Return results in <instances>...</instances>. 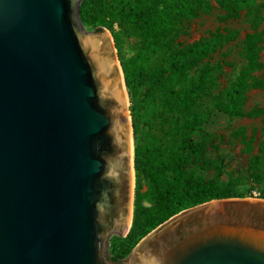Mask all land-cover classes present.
<instances>
[{"label":"water","instance_id":"95a60500","mask_svg":"<svg viewBox=\"0 0 264 264\" xmlns=\"http://www.w3.org/2000/svg\"><path fill=\"white\" fill-rule=\"evenodd\" d=\"M82 2L0 0V264H264V198L248 197L184 209L111 258L133 220L130 107Z\"/></svg>","mask_w":264,"mask_h":264},{"label":"trees","instance_id":"16d2710c","mask_svg":"<svg viewBox=\"0 0 264 264\" xmlns=\"http://www.w3.org/2000/svg\"><path fill=\"white\" fill-rule=\"evenodd\" d=\"M133 0H83L81 18L89 28L100 30L103 16H121L126 11L128 17L138 25L140 41L138 53L131 72L127 63L122 62L127 87L134 82L149 80L147 91L159 92L160 102L171 114L164 119L162 127L165 139L156 142L148 135L146 142L135 145V169L137 176L136 193L141 192V176L149 185L148 199L151 206H144L137 198L133 220L126 236L111 238V258L121 261L137 243L150 231L176 213L189 207L218 198L254 197L251 189L247 193L221 195L214 189V181L208 180L205 170L210 168L208 145L221 136L215 132H204L200 139L195 132L201 131L213 116L212 109L199 108L198 101L209 90L218 86L220 62H204L211 54L239 36L236 28H223L209 36L195 40L188 45L175 43L180 25L211 12L214 2L225 13L221 20L240 17L246 10L252 31L242 41L243 64L238 73L225 87L219 89V99L230 105L227 111L232 117L262 116L264 131V109H246L248 92L264 86V62L261 60V44L264 42V0H152L149 5ZM163 51V57L154 65H149L153 55ZM138 73V75L136 74ZM148 94V93H147ZM143 99L148 104V114L154 115L156 106L148 95ZM153 101V100H152ZM134 119L137 115L131 107ZM134 136L140 134L136 121L133 122ZM232 136L244 143L248 158L246 177L249 182L262 185L259 198H264V136L258 140L248 136L244 127L234 130ZM258 142L255 144V142ZM257 148V151L253 152ZM223 165V163H222ZM217 166V164H215ZM219 168V167H218ZM221 171V170H220Z\"/></svg>","mask_w":264,"mask_h":264},{"label":"rangeland","instance_id":"374dc122","mask_svg":"<svg viewBox=\"0 0 264 264\" xmlns=\"http://www.w3.org/2000/svg\"><path fill=\"white\" fill-rule=\"evenodd\" d=\"M152 0H133V5L143 3L149 5ZM214 9L206 14H202L191 21L180 25L178 32H176L175 43L179 46L188 45L195 40L209 36L212 32L223 29L226 27L236 28L239 31V36L236 40L225 44L215 53L211 54L204 62L214 64L220 62L222 68L219 70L218 86L209 90V92L198 101L199 108H206L213 110V116L209 123L205 124L201 131L195 132V138L200 139L201 134L204 132H215L221 137L214 141V145H208V156L211 159V166L205 170V176L208 180L214 181V189L216 193L225 195L228 193L236 194H251L247 193V189H251L254 197L246 196L248 198H259L258 196L262 192V185L249 182L246 177V169L248 166V158L251 153L247 152L244 143L238 138L232 136V132L239 127H244L248 136H255L258 140L264 136L262 116L259 117H232L227 111L230 110V105L219 99V89L225 87L235 75L238 73L241 65L243 64V58L241 55L242 41L252 31L251 24L247 18L246 10L242 11L240 17L235 19L221 20L220 16L225 12L221 10L214 2ZM109 13L103 16V21L100 27L108 30L114 39L118 58L122 66V62L127 63L131 72L134 73L133 63L138 53V43L140 37L138 35V25L128 17V13L124 11L121 16H113ZM88 29V26H86ZM163 51L155 54L151 57L149 65H154L160 58L163 57ZM261 60L264 62V42L261 44L260 51ZM123 69V66H122ZM263 71L258 72L262 75ZM138 75V73H136ZM126 82V81H125ZM149 80L134 82L133 86L127 87L128 92V104L130 107V121L132 125V145L135 155L136 143H144L148 135H150L156 142H160L165 139L162 132L164 125V119L167 116H171L166 112V108L160 102L159 92L147 91ZM148 93V94H147ZM148 95L150 98L149 103L154 102L156 106V112L154 115L148 114L146 105H148L144 99V95ZM153 100V101H152ZM131 107H134V111L137 115L135 120ZM254 107H261L264 109V86L260 88H253L248 92V99L246 103V109L250 110ZM139 128V136L135 138L133 122ZM258 142L256 141L255 144ZM257 151V148L253 152ZM135 157V156H134ZM223 163V165H222ZM217 164V166H215ZM219 167V168H218ZM221 170V171H220ZM137 176L134 162V181H133V209L135 207L136 196L138 200L144 206H151L152 203L148 199L149 185L144 177L141 176V189L139 195L136 193ZM111 247V245H110Z\"/></svg>","mask_w":264,"mask_h":264},{"label":"bare ground","instance_id":"6f19581e","mask_svg":"<svg viewBox=\"0 0 264 264\" xmlns=\"http://www.w3.org/2000/svg\"><path fill=\"white\" fill-rule=\"evenodd\" d=\"M128 98V97H127ZM126 98V99H127ZM130 118V117H129ZM132 141V140H131ZM131 153H132V161H133V145H132V151H131Z\"/></svg>","mask_w":264,"mask_h":264},{"label":"flooded vegetation","instance_id":"af4514ba","mask_svg":"<svg viewBox=\"0 0 264 264\" xmlns=\"http://www.w3.org/2000/svg\"><path fill=\"white\" fill-rule=\"evenodd\" d=\"M117 262H121V261H117Z\"/></svg>","mask_w":264,"mask_h":264}]
</instances>
